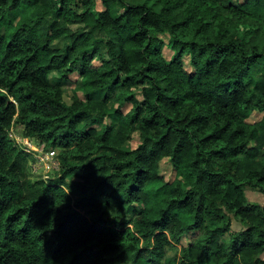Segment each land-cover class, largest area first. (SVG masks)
I'll return each mask as SVG.
<instances>
[{"label":"trees","instance_id":"trees-1","mask_svg":"<svg viewBox=\"0 0 264 264\" xmlns=\"http://www.w3.org/2000/svg\"><path fill=\"white\" fill-rule=\"evenodd\" d=\"M102 5L0 0V264H264V0ZM11 131L57 152L56 178Z\"/></svg>","mask_w":264,"mask_h":264},{"label":"rangeland","instance_id":"rangeland-1","mask_svg":"<svg viewBox=\"0 0 264 264\" xmlns=\"http://www.w3.org/2000/svg\"><path fill=\"white\" fill-rule=\"evenodd\" d=\"M239 1H243V0H239ZM97 8L99 10L103 9L102 0H97ZM242 27L243 26H241L240 28H242ZM160 37L162 38V40L165 43V47L163 49V56L168 62H171L173 55H174V52L171 49L170 37L167 34L161 35ZM64 43H65L64 38L60 39L58 41H54L53 47L54 48H61V47H63ZM263 65H264V61H263ZM185 68L188 72L194 71L193 66L190 63V56L189 55H187L185 57ZM256 70H257V68L255 69L256 78H258L260 80L259 82L261 84L264 80L263 76L260 75L262 71L261 70L258 71L259 74L257 77V71ZM57 80H58L57 74L56 73L51 74V81L53 83H57ZM80 85H81V78L79 77V75L77 73H73L72 75H70V77L67 81H64L62 83V88L64 90V93L66 94L65 98H66L67 102H71L72 97L75 95L80 97V98H83V95H82L81 91L79 90ZM130 108H131L130 104H127L123 107V110H124V112H127V111H129ZM261 116L262 115L260 113H255L254 116L251 118V121L256 122V121L260 120ZM104 123L105 124H111L112 120L107 119ZM96 128L98 131H101L102 130V124L98 125ZM138 145H139V139L136 138V140L131 141L127 144V148L135 149V148H137ZM56 159L59 162V160L57 158V152H56ZM160 166H161L160 167V174L166 179V181H168V182L173 181L176 174H175V171L171 165V162L168 159H165L164 161L161 162ZM31 168H32V172L34 173L35 176L42 177L44 179V176H45L44 169L39 168L38 165H36V168H34V167H31ZM58 172H59V170L58 171H51L47 175H48L49 179L51 180L53 178H56V175ZM247 197L251 203L264 206V193H262L260 190L248 189L247 190ZM232 228H233L234 232L239 231L241 229V225L239 223V220H235V219L232 220ZM190 236H196V234H191ZM190 236H188V237L191 240L193 237H190ZM178 248H180V246H177V248H175L172 252H170L168 254L167 258L169 261L175 259L176 254L178 252ZM263 259H264V257H263Z\"/></svg>","mask_w":264,"mask_h":264},{"label":"built area","instance_id":"built-area-1","mask_svg":"<svg viewBox=\"0 0 264 264\" xmlns=\"http://www.w3.org/2000/svg\"><path fill=\"white\" fill-rule=\"evenodd\" d=\"M10 139L22 147V149L30 155H33L36 161L32 164V167L44 169V180H49L48 173L51 171H58L60 169L59 162L56 159V152L53 150H46L45 145L28 138H24L20 135H16L14 131H11Z\"/></svg>","mask_w":264,"mask_h":264}]
</instances>
